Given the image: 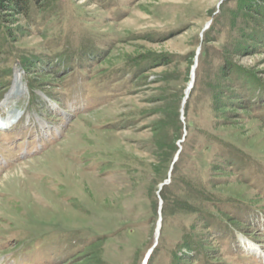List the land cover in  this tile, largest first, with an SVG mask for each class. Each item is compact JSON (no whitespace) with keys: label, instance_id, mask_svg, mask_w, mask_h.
I'll return each mask as SVG.
<instances>
[{"label":"rangeland","instance_id":"374dc122","mask_svg":"<svg viewBox=\"0 0 264 264\" xmlns=\"http://www.w3.org/2000/svg\"><path fill=\"white\" fill-rule=\"evenodd\" d=\"M8 13L0 264H264V0Z\"/></svg>","mask_w":264,"mask_h":264},{"label":"trees","instance_id":"16d2710c","mask_svg":"<svg viewBox=\"0 0 264 264\" xmlns=\"http://www.w3.org/2000/svg\"><path fill=\"white\" fill-rule=\"evenodd\" d=\"M37 0H0V8L2 11L9 12L8 14L27 15L32 2L36 3ZM43 1V0H39ZM7 14V13H3ZM189 97V96H188ZM188 99V98H187ZM236 104V102H233ZM240 103V101H238ZM165 188V187H163ZM162 188V189H163Z\"/></svg>","mask_w":264,"mask_h":264},{"label":"bare ground","instance_id":"6f19581e","mask_svg":"<svg viewBox=\"0 0 264 264\" xmlns=\"http://www.w3.org/2000/svg\"><path fill=\"white\" fill-rule=\"evenodd\" d=\"M193 72L195 73V69H194ZM20 78L21 77H19V75H17V74L15 75L14 81H13V87H12L10 95H8L7 99L13 98L14 95L19 94L20 88H21V86H20V84H21ZM191 78H192V73H191ZM190 83H191V81H190ZM19 115H20L19 113H17V115H16L15 111L9 112L7 114V116H6V118H5L6 122L4 123V125H6L9 122L13 121V119H17L19 117Z\"/></svg>","mask_w":264,"mask_h":264},{"label":"water","instance_id":"95a60500","mask_svg":"<svg viewBox=\"0 0 264 264\" xmlns=\"http://www.w3.org/2000/svg\"><path fill=\"white\" fill-rule=\"evenodd\" d=\"M196 66H197V61H196V59H195V61H194V66L192 67V78H191V83H189V85H188V87H187V89H186V92H185V95H184V98H183V100H182V105H184L185 104V102H186V100H187V98H188V96H189V90L192 88V86H193V82H194V69L196 68ZM161 189V186H160V188H159V190ZM161 203L162 202H160V206H161ZM159 215H160V212H159ZM160 222H161V218L159 217V219H158V222H157V226H156V240H157V238H158V235H159V228H160Z\"/></svg>","mask_w":264,"mask_h":264}]
</instances>
